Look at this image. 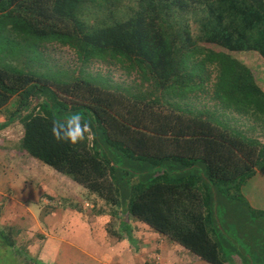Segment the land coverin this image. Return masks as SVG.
Returning a JSON list of instances; mask_svg holds the SVG:
<instances>
[{
    "label": "trees",
    "instance_id": "obj_1",
    "mask_svg": "<svg viewBox=\"0 0 264 264\" xmlns=\"http://www.w3.org/2000/svg\"><path fill=\"white\" fill-rule=\"evenodd\" d=\"M0 31L14 35L0 37L3 55L40 59L55 44L78 62L55 74L0 61V107L17 95L25 153L198 259L234 264L214 236L216 205L254 171L264 177V142L190 99L264 126V0H0ZM94 60L133 78L90 72ZM75 112L95 141L55 142L52 122ZM5 226L0 264H38Z\"/></svg>",
    "mask_w": 264,
    "mask_h": 264
},
{
    "label": "rangeland",
    "instance_id": "obj_2",
    "mask_svg": "<svg viewBox=\"0 0 264 264\" xmlns=\"http://www.w3.org/2000/svg\"><path fill=\"white\" fill-rule=\"evenodd\" d=\"M190 24L192 32L195 33L197 23L191 19ZM5 35L7 37L14 36L10 32L0 31L1 38H4ZM16 46L19 49L20 44H16ZM19 51L20 49L15 55L0 53V61H10L24 69L32 67L55 74L60 69L69 70L78 64L70 49L55 44L45 45L42 48L40 59L31 58V54L25 49ZM86 69L93 73L103 74L113 82L126 83L133 78L132 74H124L115 65L98 60L89 62ZM190 101L197 107H207L214 115L226 119L228 123L245 130L247 134L256 136L264 142V126L256 121L227 110L220 112L221 108H215L212 100L206 94L200 95L199 93L192 96ZM16 103L17 95H12L0 107V119L3 120L2 123L0 122V127H11L9 134L11 138L6 139L3 134H0V149L11 154L5 153L4 157L0 158V189L6 194L13 193L14 191L8 187L10 184L8 177L25 175L24 185L31 186L39 193L44 192V202H42V197L39 198L40 213L35 211L34 206L31 205L33 217L26 219L28 226H30V222H37L38 229L43 228L39 234L36 235L37 228L33 227L36 232H33L34 238L33 236L31 238V234L20 226L11 223L6 224L11 229L14 240L18 242V248L38 264H83L82 261L77 263L64 261L65 255L63 253L65 250L79 253L80 250L78 249L84 247L88 242H90V246H96L97 243L101 242L97 236L98 229L94 235L91 233L88 239L83 236L84 232H89L88 228L90 229V227L88 225V227L82 228L81 225L93 223L91 216H93V220L97 219L95 222L107 217L108 224L113 223V226H116L114 229L108 227V231H116L118 235L125 234L124 236L130 240L127 235L130 232V223L137 218L126 215L122 204L109 203L67 175L54 170L27 153L23 156L20 155L21 148L18 146V142L22 131L21 120L16 117L11 118L15 113L10 116ZM49 174L63 177L57 180L58 177L53 176L51 178ZM42 183L45 186H42ZM48 190H51L52 193H48ZM234 190V188H229L224 191L222 200L223 202L226 200L227 204L219 202L216 205V215L219 218L218 222L221 228L219 233L217 230L214 232V236L220 243L223 257H227L231 253L229 257L234 258V264H264V177L259 172L254 171L238 184L237 191ZM1 202L2 198L0 197V204ZM68 209L72 213L76 212L69 218L70 222L75 223L72 231L76 230L70 238L66 234L69 230L62 228V223L67 222L62 216ZM60 217L62 219L58 221ZM89 217V220L86 219ZM56 222L61 223V225L53 228L52 224H56ZM2 225L4 224L0 223V226ZM17 229L21 231H17ZM20 232L21 235H19ZM52 242L55 245H52ZM64 243H69V245L65 246ZM182 252L192 255L184 249ZM81 255L85 257L84 252ZM194 258L197 259L195 256ZM179 264H186V262L179 261ZM223 264H230V262L225 261Z\"/></svg>",
    "mask_w": 264,
    "mask_h": 264
},
{
    "label": "crops",
    "instance_id": "obj_3",
    "mask_svg": "<svg viewBox=\"0 0 264 264\" xmlns=\"http://www.w3.org/2000/svg\"><path fill=\"white\" fill-rule=\"evenodd\" d=\"M1 121H3L2 118L0 119V122ZM10 130V126L6 128L0 127V134H3L6 139L11 138L9 135ZM4 146L6 147L7 145ZM5 153L10 154V152L0 149V158L4 157ZM20 155L23 156L26 155V153L21 149ZM49 175L52 178L55 174ZM24 177L25 175L8 177L10 181L8 187L14 191L13 193L6 194L5 191H1L0 189V197L2 198L0 204V223L4 225L7 223L18 225L25 229V231H28L32 238L33 232L35 231L33 227L37 228L36 231L38 232L35 231L36 235L39 234L43 228L38 229L37 222H30V226H28V221L26 219L33 217L31 205L34 206L35 211L37 210V212L40 213L39 198L42 197V202H44V192L41 191V193H39L32 189L31 186L24 185ZM54 177H58L57 180H60L63 176ZM42 186H45V184L42 183ZM47 192L52 193L51 190ZM28 204H30V206H28ZM75 213H72V211L68 209L65 215L62 216L65 218L64 220H67V222L62 223V228L64 230H69L68 233H66L69 238L76 232V230L72 231V227L75 226V223L69 221V218L75 215ZM62 217H60L58 221H60ZM92 218L93 216H91V221H94L93 223H84L81 225L82 228L88 227V225L90 227V229L88 228L89 232H84L83 236L88 239L90 234L93 233L94 235L98 229L97 236H99L102 244H100V242L97 243L96 246H90V242H88L84 247L78 249L80 250L79 253L65 250L63 253L65 255L64 261L75 263L82 261L83 264H179V261H185L186 264H209L202 259L198 260V258H194V255L183 253V248L180 245L158 234L146 223L138 219L130 223V232L127 233L130 240H128V237L124 236L125 234L118 235L116 231H108V227L114 229L116 226L114 227L113 223L108 224L107 217L101 218L98 222H95L97 219L93 220ZM86 219L89 220L90 217ZM60 225L61 223L56 222V224H52V227L54 228ZM114 225H116V223H114ZM17 231L21 230L17 229ZM19 235H21V232ZM52 245L55 244L52 242ZM64 245L67 246L69 243H64ZM83 252L85 257L81 255Z\"/></svg>",
    "mask_w": 264,
    "mask_h": 264
},
{
    "label": "clouds",
    "instance_id": "obj_4",
    "mask_svg": "<svg viewBox=\"0 0 264 264\" xmlns=\"http://www.w3.org/2000/svg\"><path fill=\"white\" fill-rule=\"evenodd\" d=\"M52 139L57 143L76 145L93 142L96 133L80 112L71 113L66 121H53L51 127Z\"/></svg>",
    "mask_w": 264,
    "mask_h": 264
}]
</instances>
